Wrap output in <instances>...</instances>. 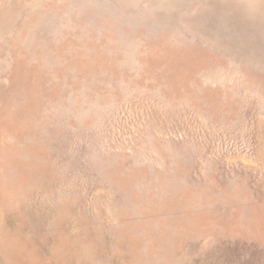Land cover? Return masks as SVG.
<instances>
[{"label":"rangeland","instance_id":"374dc122","mask_svg":"<svg viewBox=\"0 0 264 264\" xmlns=\"http://www.w3.org/2000/svg\"><path fill=\"white\" fill-rule=\"evenodd\" d=\"M0 264H264V0H0Z\"/></svg>","mask_w":264,"mask_h":264}]
</instances>
